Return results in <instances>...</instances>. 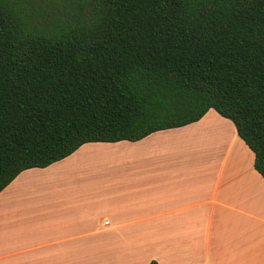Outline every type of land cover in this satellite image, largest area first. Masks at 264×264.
Masks as SVG:
<instances>
[{"label":"trees","instance_id":"trees-1","mask_svg":"<svg viewBox=\"0 0 264 264\" xmlns=\"http://www.w3.org/2000/svg\"><path fill=\"white\" fill-rule=\"evenodd\" d=\"M211 109L264 178V0H0V193Z\"/></svg>","mask_w":264,"mask_h":264},{"label":"crops","instance_id":"crops-1","mask_svg":"<svg viewBox=\"0 0 264 264\" xmlns=\"http://www.w3.org/2000/svg\"><path fill=\"white\" fill-rule=\"evenodd\" d=\"M152 261L264 264V178L214 109L137 142L87 143L0 193V264Z\"/></svg>","mask_w":264,"mask_h":264},{"label":"rangeland","instance_id":"rangeland-1","mask_svg":"<svg viewBox=\"0 0 264 264\" xmlns=\"http://www.w3.org/2000/svg\"><path fill=\"white\" fill-rule=\"evenodd\" d=\"M84 162V161H83ZM93 162H95L96 163V165L98 166V167H101L102 169H103V167H105L106 165H107V163H108V161H101V160H93Z\"/></svg>","mask_w":264,"mask_h":264}]
</instances>
